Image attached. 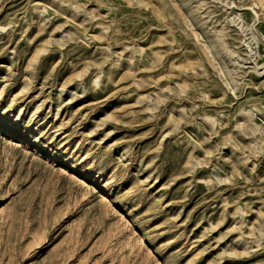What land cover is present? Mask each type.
Returning a JSON list of instances; mask_svg holds the SVG:
<instances>
[{"label":"rangeland","instance_id":"rangeland-1","mask_svg":"<svg viewBox=\"0 0 264 264\" xmlns=\"http://www.w3.org/2000/svg\"><path fill=\"white\" fill-rule=\"evenodd\" d=\"M0 264H264V0H0Z\"/></svg>","mask_w":264,"mask_h":264}]
</instances>
